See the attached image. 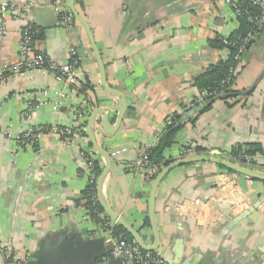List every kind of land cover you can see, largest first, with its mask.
Returning <instances> with one entry per match:
<instances>
[{"label": "crops", "instance_id": "0c3cea01", "mask_svg": "<svg viewBox=\"0 0 264 264\" xmlns=\"http://www.w3.org/2000/svg\"><path fill=\"white\" fill-rule=\"evenodd\" d=\"M51 4L0 0V28L8 32L0 37V264L13 258L21 264H61V252L74 243H97L99 254L108 250L102 225L114 222L103 211L100 222L93 220L83 196L93 177L88 161L104 167L87 136L94 111L96 145L111 160L102 198L147 246L153 245L145 226L153 180L136 162L159 143L174 114L182 115L183 125L162 151L164 161L217 152V159L264 173V155L245 164L230 157L237 145L264 147V24L236 65L230 87L235 96L184 118L183 108L198 94L195 78L228 56L210 41L227 39L239 27L223 0H75L111 93L100 84L84 27L74 20L63 28ZM26 26L36 28L41 36L36 50L50 62L67 64L68 50L76 49L79 62L70 86L45 71L9 73ZM121 100L124 115L113 132ZM102 117L111 127L108 133ZM193 117L194 124L187 122ZM75 123L80 135L70 143L47 130L72 129ZM197 148L203 152L196 154ZM184 149L190 154L181 156ZM254 205L256 210L230 225ZM154 211L160 239L154 252L167 264H264V182L208 162L178 167L158 185Z\"/></svg>", "mask_w": 264, "mask_h": 264}, {"label": "built area", "instance_id": "2783aa9c", "mask_svg": "<svg viewBox=\"0 0 264 264\" xmlns=\"http://www.w3.org/2000/svg\"><path fill=\"white\" fill-rule=\"evenodd\" d=\"M226 5L230 7L235 17H239L244 9L247 10L248 6L256 7L259 12L258 15L251 19L252 22L260 25L264 21V0H223ZM51 7L57 15L60 17V24L63 28L70 27L74 18L71 13L68 11L65 6V0H52ZM3 11H6L3 8ZM6 28H0V37H4L7 35ZM253 38L252 33H248L243 39L239 41V51L237 56L234 58L235 61L239 62L241 55L247 49L248 44L251 42ZM223 45H229L226 39H221ZM69 63L67 64H57L54 62H50L44 54L38 52L35 47V42L33 41V32L31 26H26L21 31V38L19 43V53L17 62L9 68V73L13 74H23L29 71H45L49 72L58 81H62L67 85H71L74 81V71L78 65L79 58L77 57L76 49L71 47L68 52ZM229 75L235 76L236 74V66L234 68H230L228 71ZM228 80V79H227ZM224 80L221 82L222 85L227 81ZM222 91H214L212 93H198L193 100V102L187 106H185L182 110V114L185 117H190V113L194 110L202 107L204 105V98H216L220 95ZM57 97L59 100L64 98L63 93H58ZM75 127L72 129H60L57 127H51L48 130L50 134H54L59 136L65 143H70L74 138L80 135V126L75 123ZM170 125V123L166 121V126ZM32 130H28L26 132V137L31 136ZM190 150L184 149L181 153V156H186L190 154ZM90 154L87 155V158L90 159ZM246 163H249L246 160ZM136 167L140 170L146 171L150 176L156 175V169L151 166V164L147 160V155H144L136 162ZM94 178L92 177L90 180V184H93ZM91 201L95 203L96 196H93ZM198 205L199 202L196 201ZM182 206H178V213L181 211ZM231 215L233 213V208L231 209ZM248 210V209H246ZM108 222L103 223V227L106 230V239L104 244L108 246V250L105 255L100 257L94 264H112L116 262H131L132 264H167L166 261L161 256H153L152 252L143 251L133 240L131 242H127L122 240L119 237H115L113 235V227ZM11 264H21V262L13 258Z\"/></svg>", "mask_w": 264, "mask_h": 264}, {"label": "water", "instance_id": "95a60500", "mask_svg": "<svg viewBox=\"0 0 264 264\" xmlns=\"http://www.w3.org/2000/svg\"><path fill=\"white\" fill-rule=\"evenodd\" d=\"M74 1L75 0H65V5L70 11L72 17L74 20L78 23H80L84 29L87 32V36L93 51V56L94 59L97 63L98 69H99V76H100V84L102 88L108 92L109 89L106 87L105 84V77H104V67L100 59V55L96 49V46L94 44L92 34L88 28V25L86 24L85 21L82 20V18L79 17V15L76 13L74 10ZM264 22L262 23L261 26H263ZM262 27L259 28L261 30ZM259 81V79H258ZM115 94V93H113ZM204 109V106L194 110L192 113H190V116L196 113L201 112ZM124 102L121 100V108L118 113L117 119L115 126L112 128V131L114 132L116 129H118L120 122L123 118L124 115ZM98 115V111H94L90 118L88 119L87 122V136L89 139V142L93 148V151L95 154L100 156L104 160V167L98 177L97 180V185H96V191H97V203L99 204L100 208L102 211L106 214L108 218L112 220V222L115 223V225L121 227L130 237L131 239L143 250L147 252H154L158 247L160 243V239L158 236V231L156 228L155 224V211H154V204H155V194L158 185L160 182L164 179V177L173 169L178 168V167H184L186 165L194 164V163H201V162H208V163H213L216 164L220 167L225 168L226 170L237 174L241 175L247 179H250L252 181H258V182H264V173L257 172L253 169L235 164L231 161L227 160H221L217 159L218 153L213 152L209 156H203V155H197L194 157H189V158H184L180 159L177 161L170 162L167 166L163 167L159 173L155 176V178L152 181L151 185V190H150V195H149V200H148V212H147V219L149 222V227L152 232L153 236V245L152 246H147L139 236V234L130 226L128 225L123 219H121L118 215L114 214L111 209L107 206L106 202L102 198V186L104 183V180L106 176L108 175L110 168H111V160L110 157L107 153L103 152L101 149L98 148L96 145V141L94 139V121L96 116ZM102 128L105 133L110 132L111 127H109L106 123V118L102 117ZM111 131V132H112ZM257 206L254 205L253 207L249 208L248 210H245L243 213L235 217L230 225H234L238 223L240 220L251 214L254 210H256ZM99 244L93 243V242H86V243H74L73 245H69L66 249H64L60 256L59 259L61 261V264H94L100 257L104 256L105 253L99 254ZM102 248V247H101ZM105 248L108 249L107 246ZM169 262V260H168ZM167 262V263H168ZM181 264H186L181 263Z\"/></svg>", "mask_w": 264, "mask_h": 264}, {"label": "trees", "instance_id": "16d2710c", "mask_svg": "<svg viewBox=\"0 0 264 264\" xmlns=\"http://www.w3.org/2000/svg\"><path fill=\"white\" fill-rule=\"evenodd\" d=\"M244 10L245 11H243L239 17H236L239 23L238 30H236L233 35L226 39L229 45H223L221 39L217 38L213 41H210L209 43V45L215 49H226L228 51V56L225 60L219 61L205 73L196 77L194 80V87H196L198 93H212L214 91H222L220 95L214 99L208 97L204 98V109L199 114L207 111L216 99L226 101L227 99L233 98L235 96L230 91V87L236 76L229 75L228 71L230 68H234L237 65V62L234 58L237 56L241 46L239 45V41L243 39L248 33L256 34L258 28L262 25H257L251 21V19L258 15L259 10L256 7L248 6L247 10ZM31 29L33 32V41L36 42L41 36L37 33L35 27H31ZM250 44L251 42L248 44L247 48L250 46ZM224 80L227 81L224 83V85H222L221 82ZM85 88H87V86H85ZM195 119L196 117L189 118L187 122L194 124ZM168 122L170 125L166 126L164 135L162 136L159 143L154 148L146 151L147 160L151 166L156 169L157 173L161 170V168L167 166L170 163L169 161H164L161 157V154L164 149L171 147L173 144L175 134L183 125L182 115L174 114L167 120V123ZM194 152L196 154H201L203 150L197 148L194 150ZM258 154L264 155V147L262 148L260 145H237L230 149V157L241 164H245L247 159H251ZM88 166L95 180L101 173V167L97 161L90 160L88 161ZM154 178L155 175L149 177L150 180H153ZM83 196L85 200V207L88 213L93 218V220L100 222L98 216L103 214V212L97 201L95 203L91 201L92 197L95 196V181L86 188ZM105 220L107 219L105 218ZM145 226L149 227V222L147 219L145 220ZM113 235L127 242L132 241L131 237L117 225L113 227ZM152 255L157 256L155 252H152Z\"/></svg>", "mask_w": 264, "mask_h": 264}]
</instances>
